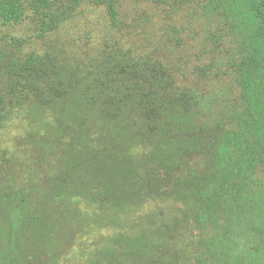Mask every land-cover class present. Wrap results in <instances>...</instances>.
<instances>
[{
    "label": "rangeland",
    "instance_id": "374dc122",
    "mask_svg": "<svg viewBox=\"0 0 264 264\" xmlns=\"http://www.w3.org/2000/svg\"><path fill=\"white\" fill-rule=\"evenodd\" d=\"M47 1L46 34L37 0L0 19V264H193L189 190L264 108L240 0ZM30 55L40 94L10 71Z\"/></svg>",
    "mask_w": 264,
    "mask_h": 264
},
{
    "label": "trees",
    "instance_id": "16d2710c",
    "mask_svg": "<svg viewBox=\"0 0 264 264\" xmlns=\"http://www.w3.org/2000/svg\"><path fill=\"white\" fill-rule=\"evenodd\" d=\"M26 0H0V19L4 24L23 20ZM84 0H67V9L75 10ZM105 4L113 21L117 10L110 0H90ZM167 3L168 0H153ZM47 0H37L35 11L44 23L46 34L58 26L60 17L50 14ZM178 11L172 8V12ZM240 20L246 26V35L252 39L249 61L240 74L244 93L257 96L254 105L264 103V0H240ZM45 16L49 17L47 21ZM151 64V63H149ZM14 81L25 90L40 94L30 83L29 69L43 67V61L34 55L24 61H9ZM263 103L260 104V101ZM6 101L0 96V108ZM14 105L15 101L10 100ZM262 105V106H261ZM254 107V106H253ZM256 109V108H255ZM253 118L252 127L232 134L227 143L218 149L214 166L209 175L194 182L189 192L197 201L194 217L198 232V244L193 248V264H264V108ZM3 118L0 109V120ZM103 198L106 191H100ZM21 200L25 202V197ZM24 206V204H23ZM35 218H37L35 216Z\"/></svg>",
    "mask_w": 264,
    "mask_h": 264
}]
</instances>
